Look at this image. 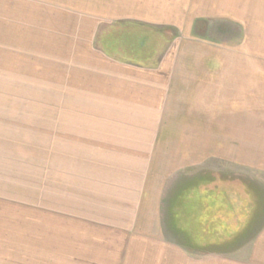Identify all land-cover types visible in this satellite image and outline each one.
<instances>
[{
  "label": "rangeland",
  "instance_id": "1",
  "mask_svg": "<svg viewBox=\"0 0 264 264\" xmlns=\"http://www.w3.org/2000/svg\"><path fill=\"white\" fill-rule=\"evenodd\" d=\"M134 1L0 0V264H242L243 240L244 260L257 245L264 260V0L203 3L218 6L195 25L218 50V99L179 98L164 120L107 122L76 94L83 76L101 75L80 61L136 64L130 37L139 55L151 41L165 55L188 24L181 5L198 0H154L166 24L132 17L146 13ZM174 228L203 243L187 249L200 260L149 241Z\"/></svg>",
  "mask_w": 264,
  "mask_h": 264
},
{
  "label": "crops",
  "instance_id": "2",
  "mask_svg": "<svg viewBox=\"0 0 264 264\" xmlns=\"http://www.w3.org/2000/svg\"><path fill=\"white\" fill-rule=\"evenodd\" d=\"M136 1V2H135ZM135 8L137 9V0H135ZM204 1H210V0H198L194 1L195 6L193 10L188 7L186 8V2L181 5L182 7L180 9H183L185 15V20L190 25L189 29L186 27L188 24H186L183 30V34L181 37L177 38L176 44L173 48H170L168 52L161 56L160 53H158L156 50L151 48V42L147 44H143L144 47H149L148 51H145L143 55L138 54V49L141 48V46H138L137 39L134 38H126V44L125 46H129L127 48V56L130 59L136 58L138 63H128L126 61H122V59L116 60L115 58H112L111 55L107 54H101L104 58L112 59L114 62L107 64L104 62L103 64H90V65H81L78 66V71L80 67L84 71V67L86 70V67L93 68L95 67L97 69V73L101 75L97 76H91V80L88 81L85 79V76H83L82 79V85L79 88H76V94L77 96L83 100L82 102H88V104L94 106L98 105V110H101L106 114V116H101V120L103 121H120V122H131L136 120H146V119H152V120H164L161 115H165L169 107L179 103V98H187V100L184 103H187L189 105L195 104L194 100H192L195 97H204V98H212L213 101L218 99L219 94V79L220 76H218V71L221 70L222 65H219L217 63H212L213 59L216 60L218 55V50L215 46L211 45L210 43H207L205 36H199L195 32V25L198 22L199 17H202L205 19L204 9L208 10H218V6H203ZM154 0H145V3L143 4V8L146 9L145 15L141 14H135L132 17L137 18L141 17V21H146L148 23H161L166 24L169 21H166V18L163 20H157L153 16V8H154ZM29 3L25 5L28 7ZM25 7V8H26ZM33 8H38L34 7ZM196 8V9H195ZM152 11V14L148 12V10ZM224 13H221L223 16L227 13L228 8H224ZM186 10H189L188 12ZM135 12H132L131 14H134ZM230 16V15H229ZM144 18V19H142ZM231 18V17H229ZM228 20V19H227ZM230 21V20H228ZM35 23V21H33ZM204 22V21H201ZM31 23V22H27ZM33 23V24H34ZM232 23V22H231ZM184 23L178 21L177 25H183ZM190 30V31H189ZM192 30V31H191ZM194 30V31H193ZM187 31V32H186ZM196 34H195V33ZM199 39V40H198ZM201 42H198L200 41ZM205 40V41H204ZM135 47L136 49H134ZM191 47V48H188ZM115 48V54L123 56L124 51H121V47H114ZM138 48V49H137ZM188 48V49H187ZM91 50L93 52H91ZM109 50V49H108ZM152 50V51H151ZM193 50L196 52L195 57L197 61H200L201 63L195 64L192 61L188 60V57H192ZM141 51V50H140ZM190 51V52H189ZM97 52L99 50H96L95 47L90 48V51L88 52V57L97 55ZM110 52V51H109ZM143 52V51H141ZM187 52V53H186ZM130 54V55H129ZM134 55V56H132ZM40 57V56H39ZM212 57H214L212 59ZM181 59L182 62L181 63ZM144 60L146 63H141L139 61ZM214 60V62H215ZM180 61V62H179ZM204 61V63H202ZM155 62V64H151ZM81 69V71H82ZM87 71V70H86ZM189 75L190 82L186 83L185 79L187 78L186 75ZM226 78L222 80V83H224ZM88 81V82H87ZM87 82V83H86ZM218 82V84H217ZM228 85V81H227ZM82 90V94L79 96L78 91ZM233 94L230 93L228 96H232ZM88 98V100H86ZM190 99V100H189ZM21 101L18 100V105H20ZM102 107V108H101ZM107 107V109H106ZM101 108V109H100ZM108 110V111H105ZM144 115V116H143ZM101 136V135H98ZM121 136V137H119ZM115 137L122 138L125 140H128L130 143H137V136H134L129 132V135H125L122 133H115ZM117 151V150H115ZM132 151V150H131ZM148 151H151L149 149ZM201 196V195H200ZM201 199V198H200ZM199 199V203L201 205L199 209V226H202V223L205 224L204 228H207L211 231L212 224L210 223L207 225V220L204 221V213L205 209L203 208V203ZM211 207L208 211V215H216L215 209L212 207V202L209 203ZM249 227V226H248ZM243 228H246V225L243 223ZM202 229V228H201ZM171 237L162 238L159 237L156 238V234H151V239L149 241L156 240L157 243H161L162 250H165V248L169 247L170 245H173L175 248L182 249V255L180 259H173V260H186L189 259V257L193 256L194 260L201 259L200 255L196 257L197 252H199V249H202L203 243L199 245H193L190 246L191 243L187 239V234L184 229H169ZM200 230V229H199ZM216 232V229L214 230ZM184 235V237L182 236ZM199 236V235H197ZM146 237V235L144 236ZM148 237V236H147ZM196 237V236H194ZM193 237V238H194ZM244 239V238H243ZM211 241V240H210ZM248 241V240H247ZM245 241H242V254H243V262L242 264H264V260H261V255H263L261 252H259V245H257L258 251L254 252V254L257 253V256H252L251 260H244V253L247 251V254L249 253V246L247 247L246 244H244ZM250 244V242H248ZM212 244V242H210ZM167 245V246H166ZM197 248V251L193 252L191 249ZM193 252L191 255L189 254V251ZM189 254V256H188ZM191 255V256H190ZM188 256V257H187ZM176 257V256H173ZM179 258V257H177ZM255 258V259H254ZM191 259V258H190Z\"/></svg>",
  "mask_w": 264,
  "mask_h": 264
}]
</instances>
